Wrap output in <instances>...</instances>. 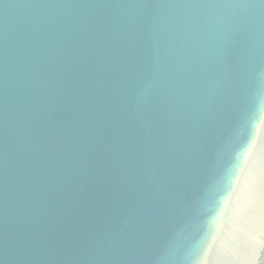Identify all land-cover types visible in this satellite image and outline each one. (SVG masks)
<instances>
[{"label":"water","instance_id":"1","mask_svg":"<svg viewBox=\"0 0 264 264\" xmlns=\"http://www.w3.org/2000/svg\"><path fill=\"white\" fill-rule=\"evenodd\" d=\"M264 0H0V264H262Z\"/></svg>","mask_w":264,"mask_h":264},{"label":"flooded vegetation","instance_id":"2","mask_svg":"<svg viewBox=\"0 0 264 264\" xmlns=\"http://www.w3.org/2000/svg\"><path fill=\"white\" fill-rule=\"evenodd\" d=\"M262 264H264V260H263V263Z\"/></svg>","mask_w":264,"mask_h":264}]
</instances>
